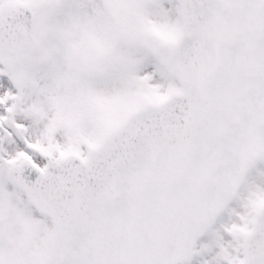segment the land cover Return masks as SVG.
I'll return each instance as SVG.
<instances>
[{"label": "snow or ice", "instance_id": "6c2138e0", "mask_svg": "<svg viewBox=\"0 0 264 264\" xmlns=\"http://www.w3.org/2000/svg\"><path fill=\"white\" fill-rule=\"evenodd\" d=\"M0 264H264V0H0Z\"/></svg>", "mask_w": 264, "mask_h": 264}]
</instances>
